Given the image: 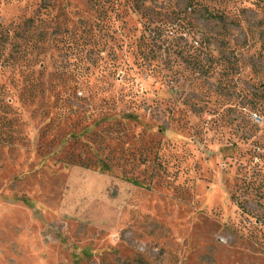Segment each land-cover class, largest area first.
<instances>
[{"label": "rangeland", "instance_id": "rangeland-1", "mask_svg": "<svg viewBox=\"0 0 264 264\" xmlns=\"http://www.w3.org/2000/svg\"><path fill=\"white\" fill-rule=\"evenodd\" d=\"M0 25V264H264V0H0Z\"/></svg>", "mask_w": 264, "mask_h": 264}, {"label": "trees", "instance_id": "trees-1", "mask_svg": "<svg viewBox=\"0 0 264 264\" xmlns=\"http://www.w3.org/2000/svg\"><path fill=\"white\" fill-rule=\"evenodd\" d=\"M11 32L12 31L9 28L0 25V51L2 49H5L7 45L11 44L13 39L11 38ZM255 167L258 168L256 175L257 182L250 181L247 184L245 183V192H251L255 194L258 199L257 203L261 210V214L254 217L257 223L254 229L257 230V232H261L262 230V232L264 233V162L262 163V165L255 164Z\"/></svg>", "mask_w": 264, "mask_h": 264}]
</instances>
